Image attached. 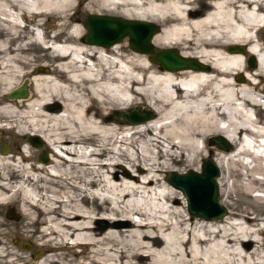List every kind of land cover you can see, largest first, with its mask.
I'll return each mask as SVG.
<instances>
[{"label":"bare ground","instance_id":"6f19581e","mask_svg":"<svg viewBox=\"0 0 264 264\" xmlns=\"http://www.w3.org/2000/svg\"><path fill=\"white\" fill-rule=\"evenodd\" d=\"M73 1L0 0V128L23 144L18 159L1 152L0 207L18 217L12 237L32 243L25 251L0 235V264H264V219L247 209L190 215L166 180L197 170L204 153L217 185L220 170L238 175L221 203L235 189L264 203V0H88L79 9L159 21L153 46L207 65L176 69L118 41L84 42L68 16ZM50 13L59 24L38 21ZM23 79L25 96L6 98ZM131 106L152 115L110 116ZM215 134L231 149L211 152ZM28 135L49 149L46 160H34Z\"/></svg>","mask_w":264,"mask_h":264},{"label":"water","instance_id":"95a60500","mask_svg":"<svg viewBox=\"0 0 264 264\" xmlns=\"http://www.w3.org/2000/svg\"><path fill=\"white\" fill-rule=\"evenodd\" d=\"M82 23L85 27V32L82 35L84 42L109 45L120 40L123 36H127L128 46L131 49L146 53L149 60L156 62L160 68H207L206 64H202L194 57L179 54L175 48H155L150 42L151 36L158 28L154 22L103 13H86ZM228 49L243 51L244 47L232 45ZM246 62L249 67L255 65L254 57L251 54L247 56ZM238 78L241 76L239 75ZM24 82L6 95L8 97L25 96ZM142 108L131 106L121 112L114 111L110 116L124 121H139L152 115L151 111ZM27 140L35 146L41 143L35 135H28ZM208 141L225 150L230 148L229 142L218 134L208 137ZM7 149V145L2 142L0 152L3 153ZM37 157L39 160H46L45 150L41 149ZM218 174V166L210 156H206L200 161V171L188 169L184 172H175L170 170L166 175V180L184 194L186 209L190 215L196 214L204 218L219 219L226 209L218 201L216 181Z\"/></svg>","mask_w":264,"mask_h":264},{"label":"rangeland","instance_id":"374dc122","mask_svg":"<svg viewBox=\"0 0 264 264\" xmlns=\"http://www.w3.org/2000/svg\"><path fill=\"white\" fill-rule=\"evenodd\" d=\"M88 0H74L73 3L75 4V8H72L69 10L68 12V16H70L72 19H77L82 27V32L84 33L85 32V27L83 26V23H82V20L85 16L86 13H89L88 11H82V10H79ZM78 8V10H77ZM91 13V12H90ZM105 14H108V13H105ZM110 15H119V16H122L120 14H110ZM55 17V18H54ZM124 17V16H122ZM38 21L40 22H44V24L46 25H50V24H53L54 22L56 24H59L60 23V20H58V13H50V15L46 16V15H42L40 17V19H38ZM158 29H160V23L159 21H153ZM30 28H32V25H28ZM38 28H35V30L37 31ZM57 29V28H56ZM56 29H54L51 33H54L56 31ZM262 32V31H261ZM260 34V33H259ZM262 36L264 37V32L261 33ZM261 36V37H262ZM117 42V41H116ZM117 43H121L123 45H125V47L123 48L125 50L124 53L126 52H130V51H133L129 46H128V42H127V36H123L120 40H118ZM155 48L156 47H159V46H154ZM178 50V49H177ZM248 56V55H246ZM155 63V62H154ZM157 64V63H156ZM252 68V67H251ZM23 81H25V85L27 86L28 82L27 80H20L19 83H17L16 86H18L19 84L23 83ZM261 86V81H260V84ZM14 88V87H13ZM13 88H11L10 90L6 91L4 93V96L6 98L7 95L6 93H8L9 91H11ZM261 93V92H260ZM262 95H264V93H261ZM263 112L262 109L260 111V116L258 117L260 119V124H263V120H261V118L264 119V115H263ZM1 132H0V146L2 144V142H4L8 149L4 152L6 154H3V155H8L9 153L11 155H13L15 158L18 159V157H20V152H19V148L23 146V144H21V140H22V136L21 135H18L16 133H12V132H8L6 131L5 128H0ZM15 132V131H14ZM212 136V135H210ZM209 135H207V137H210ZM26 139V137H24ZM28 141V140H27ZM28 143V142H27ZM199 145L202 146L203 142L202 141H198ZM206 144L209 145L210 148V151L211 152H214V151H217V148H216V144L214 143H210L208 141V138L206 139ZM230 144V143H229ZM30 147H31V150H32V153L34 154L33 155V158L34 160H37V154L38 152L41 150V149H45L48 153H50L49 149L44 146V144L40 143V145L38 146H35V145H31L29 144ZM233 145L230 144V148L232 147ZM219 147V146H218ZM220 148V147H219ZM205 152V151H204ZM204 154V153H203ZM202 154V158L203 157H206L207 154L203 155ZM0 155L1 152H0ZM211 157V156H210ZM248 157L244 156V161L246 160L247 161ZM174 167H177L179 168L180 170H184L182 169V165H173ZM188 169H191V168H187L185 169L184 171L188 170ZM242 169V168H241ZM193 170V169H191ZM184 171H176V172H184ZM196 171H200V160L198 161V169ZM220 175L222 176L221 178V181L223 184H221V186H219L218 184V201L220 202V204H222L225 209H226V212L229 214L230 212H235V213H239L241 212L242 209H247L252 216H257L258 218L260 219H264V203H261L258 201V199L255 198V194L253 193H249L248 195L247 194H243L239 191V189H235V191H233L231 193V198L229 199V201H232L231 202V205L228 206L226 204H223L221 203L220 201V198H221V195H220V189H224L227 187V185H229L230 183H232L233 179H236L238 178V175H236V177H228L225 170H220ZM167 174V173H166ZM219 175V174H218ZM257 175V174H256ZM218 177V176H217ZM218 181V179H217ZM183 194V193H182ZM184 195V194H183ZM177 198H178V201H179V204L180 205H186L185 203V197L184 199L181 198V194L180 193H177ZM255 198V199H254ZM225 212V213H226ZM224 213V214H225ZM226 213V214H227ZM223 214V215H224ZM7 215H8V207H0V235H2L4 238L8 239L10 241L11 244L15 245L16 243L18 244V246L22 249V250H25L27 251V249L31 248L32 247V243L28 240H21V241H18L15 240L12 235H11V230L14 226V221H16L18 219V217L15 215V216H12L14 217L15 219L11 218V219H8L7 218ZM222 217V216H221ZM236 218V217H234ZM233 219V218H232ZM237 219V218H236ZM239 219V218H238ZM10 231V232H9ZM10 234V235H9ZM263 236V239H264V231L263 233L261 234ZM37 255H39L41 252L40 251H37L36 252ZM33 254V253H32ZM28 264H31V263H28Z\"/></svg>","mask_w":264,"mask_h":264}]
</instances>
